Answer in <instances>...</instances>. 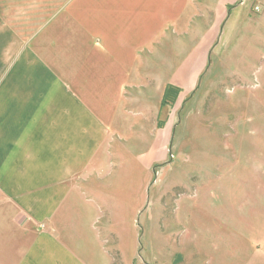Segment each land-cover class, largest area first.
Returning a JSON list of instances; mask_svg holds the SVG:
<instances>
[{"label": "crops", "instance_id": "obj_1", "mask_svg": "<svg viewBox=\"0 0 264 264\" xmlns=\"http://www.w3.org/2000/svg\"><path fill=\"white\" fill-rule=\"evenodd\" d=\"M10 7L0 264H113L109 244L122 250L153 172L173 164V111L211 72L236 83V44L264 30V0H29L19 20Z\"/></svg>", "mask_w": 264, "mask_h": 264}, {"label": "rangeland", "instance_id": "obj_2", "mask_svg": "<svg viewBox=\"0 0 264 264\" xmlns=\"http://www.w3.org/2000/svg\"><path fill=\"white\" fill-rule=\"evenodd\" d=\"M9 5L15 7L8 18L19 20L29 0H0V7ZM3 19L2 26H9ZM259 29L249 44H236V83L224 70L210 71L193 99L173 111V164L153 172L122 250L109 244L113 264H246L264 258V30Z\"/></svg>", "mask_w": 264, "mask_h": 264}, {"label": "trees", "instance_id": "obj_3", "mask_svg": "<svg viewBox=\"0 0 264 264\" xmlns=\"http://www.w3.org/2000/svg\"><path fill=\"white\" fill-rule=\"evenodd\" d=\"M177 89H175L174 87L172 86H168L165 90V93H164V100H163V104H166L167 102H169L170 100L173 101L174 98L176 97L177 95Z\"/></svg>", "mask_w": 264, "mask_h": 264}, {"label": "built area", "instance_id": "obj_4", "mask_svg": "<svg viewBox=\"0 0 264 264\" xmlns=\"http://www.w3.org/2000/svg\"><path fill=\"white\" fill-rule=\"evenodd\" d=\"M254 9H255V11H256V12H259V10H260V7H259V6H255V8H254Z\"/></svg>", "mask_w": 264, "mask_h": 264}]
</instances>
